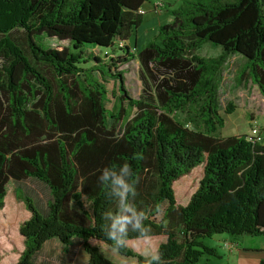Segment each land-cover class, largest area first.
Masks as SVG:
<instances>
[{"label": "trees", "instance_id": "1", "mask_svg": "<svg viewBox=\"0 0 264 264\" xmlns=\"http://www.w3.org/2000/svg\"><path fill=\"white\" fill-rule=\"evenodd\" d=\"M144 1L0 0V209L9 180L33 178L49 191L39 211L14 189L29 215L17 227L22 249L11 264H34L51 238L63 251L77 238L84 264H116L95 241L145 264L127 243L161 236L155 249L166 264H197L203 252L214 254L201 238L264 236V145L245 133L215 135L223 125L221 67L230 55L244 59L241 80L264 98V0L184 1L135 49L125 42L142 24ZM16 29L22 41L10 36ZM41 35L67 44L42 45ZM205 41L221 52L197 55ZM92 47L122 54L104 61L87 51ZM133 50L153 82L152 94L139 98L126 93L120 70L111 71ZM89 61L96 64L80 66ZM94 71L115 81L118 96L109 108ZM124 163L136 181L133 203L146 212L150 231H130L126 246L116 248L102 219L116 206L98 177L104 167ZM198 173L179 200L177 182Z\"/></svg>", "mask_w": 264, "mask_h": 264}, {"label": "rangeland", "instance_id": "2", "mask_svg": "<svg viewBox=\"0 0 264 264\" xmlns=\"http://www.w3.org/2000/svg\"><path fill=\"white\" fill-rule=\"evenodd\" d=\"M184 1L204 2L205 0H145L140 6L142 24L132 32L129 41H126L125 44L129 46L134 44L136 46L135 49L142 46L147 40L152 38L158 24L169 21L170 17L167 15V11L176 8ZM10 36L15 40L22 41L23 33L19 29H16L10 33ZM38 41L42 45L50 47L67 44V41H60L54 37H46L44 35H41ZM87 51H91L93 55L104 61L110 56L115 57L122 54L116 48L113 51H107V54L98 47H92L87 49ZM135 52L136 50L131 51L132 56H130L129 60L125 63L117 64V67L114 69L111 67V71L116 72L120 70L126 93L130 97L139 98L149 93L152 94L153 82ZM220 52L221 47L219 45L208 41L203 42L196 50L197 55L205 58L215 57ZM241 58L238 54L230 55L226 63L221 67L218 100L219 114L223 118V125L216 130L215 135L223 137L233 134H247L251 127H255L258 130V143L264 145V98L260 95L256 86L251 84L248 79L244 78L241 80L244 72L242 71V67H240L243 59ZM3 60L4 58L1 56L0 66ZM94 64H96L95 61H89L81 63L80 66L87 68ZM235 69L237 70L234 71ZM93 74L99 76L96 71ZM1 77L2 72L0 69ZM99 78L104 82L108 101L105 106L109 108L111 102L118 96L115 81L109 77L99 76ZM111 92L113 93L111 94ZM228 102L232 104V111L229 113L224 111V108L228 106ZM176 116L179 120L184 117L180 113ZM198 175L199 173L192 174V176L188 175L182 177L177 182L176 196L178 199L180 198L179 200L186 199V188L188 187L189 191L192 190L194 187L193 182ZM14 189L20 190L22 195L29 197L39 211L45 210L46 201L49 199L48 188L33 178H26L20 181L9 180L6 185L7 192L3 199L5 204L0 209V264H11L16 260L17 255L22 249V241L17 227L29 215L22 201L15 197L13 193ZM227 236L225 233H220L201 238L202 245L212 248L214 254L209 255L203 252L198 257L197 264H237L234 256L228 254L224 249L223 240ZM237 238H239L238 240L241 243L261 244L264 247V237L262 236L251 237L249 235H241ZM162 240L163 237L156 236L140 241H133L127 243V245L134 252L141 254L145 251L154 250L157 243ZM94 244L104 257L116 264H137L134 257L122 256L115 249L102 242L95 241ZM62 247V244L57 239H48L34 256V264H84L86 262L87 255L82 250L77 238H72L67 251H63ZM261 257L264 261V256Z\"/></svg>", "mask_w": 264, "mask_h": 264}, {"label": "clouds", "instance_id": "3", "mask_svg": "<svg viewBox=\"0 0 264 264\" xmlns=\"http://www.w3.org/2000/svg\"><path fill=\"white\" fill-rule=\"evenodd\" d=\"M100 172L98 180L107 189L105 196L114 201L116 206L115 211L102 214V219L106 221L104 235L113 241L114 247L122 248L126 246L130 231L141 236L150 231L149 226L144 223L148 217L145 211L139 210L133 203L137 195L136 181L128 163L119 168L104 167ZM141 255L145 258V264H166L158 248L142 252Z\"/></svg>", "mask_w": 264, "mask_h": 264}, {"label": "crops", "instance_id": "4", "mask_svg": "<svg viewBox=\"0 0 264 264\" xmlns=\"http://www.w3.org/2000/svg\"><path fill=\"white\" fill-rule=\"evenodd\" d=\"M236 70L237 69H235L234 71ZM237 237L227 236V238L223 240L224 249L227 251L228 254L234 256L237 264H260L261 261L262 264H264V261L261 257L264 256V247H262L261 244L255 245L253 243L252 244L241 243L238 240L239 238ZM251 237H261V236H251Z\"/></svg>", "mask_w": 264, "mask_h": 264}, {"label": "built area", "instance_id": "5", "mask_svg": "<svg viewBox=\"0 0 264 264\" xmlns=\"http://www.w3.org/2000/svg\"><path fill=\"white\" fill-rule=\"evenodd\" d=\"M247 134L249 135L250 138H256L257 141V135H258L257 128L251 127Z\"/></svg>", "mask_w": 264, "mask_h": 264}]
</instances>
